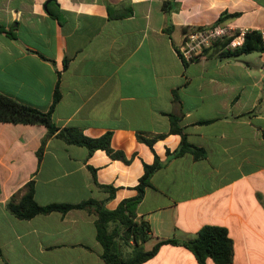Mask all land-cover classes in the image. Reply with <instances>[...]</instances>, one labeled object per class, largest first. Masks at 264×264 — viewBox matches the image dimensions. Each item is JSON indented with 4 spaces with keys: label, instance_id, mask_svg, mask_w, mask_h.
<instances>
[{
    "label": "crops",
    "instance_id": "1",
    "mask_svg": "<svg viewBox=\"0 0 264 264\" xmlns=\"http://www.w3.org/2000/svg\"><path fill=\"white\" fill-rule=\"evenodd\" d=\"M163 1L0 0V92L51 107L57 126L93 137L109 130L110 146L127 158L49 136L38 160L45 126L0 121V264H106L92 212L73 207L19 218L5 201L32 178L39 204L92 197L113 208L135 193L154 153L164 163L135 209L151 232L142 246L178 242H161L135 264H198L180 241L204 224L225 228L226 264H264V49L221 55L213 43L186 62L177 53L191 28H264V0H166L168 11ZM167 113L179 115L203 156L166 159L180 138L168 131ZM136 132L164 135L150 147ZM90 167L98 183L113 186L111 196L93 183ZM204 263L216 264L209 256Z\"/></svg>",
    "mask_w": 264,
    "mask_h": 264
},
{
    "label": "trees",
    "instance_id": "2",
    "mask_svg": "<svg viewBox=\"0 0 264 264\" xmlns=\"http://www.w3.org/2000/svg\"><path fill=\"white\" fill-rule=\"evenodd\" d=\"M162 8L169 10L167 1L162 2ZM217 47H220L219 53L232 54L242 51L261 50L264 45L261 44L258 32L250 30L245 33L241 45L232 49L223 48L224 40H217ZM194 57L190 58L194 59ZM183 62L186 59L181 57ZM66 61L64 60V64ZM59 91L57 89V80L55 81L51 106L58 99ZM174 98V97H173ZM175 99V98H174ZM169 132H177L180 135L178 144L171 150L166 148V159L171 156H177L184 152H189L195 158L204 155V149L201 146L190 143L186 139V135L179 124V115L167 113ZM0 121L22 122V123H39L46 128L44 135L40 139V143L36 149V156L39 160L43 144L47 137L55 136L67 143H75L85 146L87 153L96 148L103 149L110 157L127 160L123 152L113 149L109 144L111 132L106 130L98 136L85 135L82 130L76 126H57L51 118V107L42 110L22 103L6 94L0 92ZM164 133L136 132L135 136L138 140L145 142L148 146H152L153 141L162 137ZM164 163L154 153L151 162L142 164V173L139 175L135 183V193L132 196L121 198L115 207L106 208L103 199H95L88 197L77 202L51 201L45 204L37 203L33 197V179H28L22 185L23 192L15 198V194H11L5 201L6 208L16 217L27 218L35 213L48 212L58 210L64 212L69 208H84L92 212L95 217L93 219L95 227V238L101 244V257L106 264H135L149 256H151L161 242H178L173 238L156 240L148 249L143 248L142 243L151 237L150 227L147 220L137 217L135 213L136 205L140 201L144 189L150 185V175L155 169ZM93 183L102 189L108 191L107 196L113 193V186L110 184L98 183L94 176V168L90 167ZM194 255L198 264H205L206 256L216 264H226L231 260V240L226 234L223 226L215 224L202 225L193 237L180 241ZM121 244L128 246L129 249L125 253H121L117 246Z\"/></svg>",
    "mask_w": 264,
    "mask_h": 264
},
{
    "label": "built area",
    "instance_id": "3",
    "mask_svg": "<svg viewBox=\"0 0 264 264\" xmlns=\"http://www.w3.org/2000/svg\"><path fill=\"white\" fill-rule=\"evenodd\" d=\"M250 30L252 29L249 27H233L221 22L191 28L184 33L177 53L185 59H190L217 40H224L223 48H234L241 45L245 33ZM255 31L258 32L261 44L264 45V28Z\"/></svg>",
    "mask_w": 264,
    "mask_h": 264
}]
</instances>
